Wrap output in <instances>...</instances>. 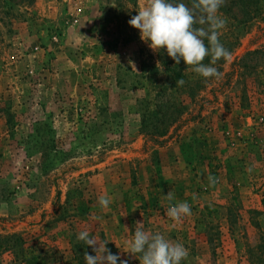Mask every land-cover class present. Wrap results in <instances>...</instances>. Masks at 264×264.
<instances>
[{"label":"rangeland","instance_id":"374dc122","mask_svg":"<svg viewBox=\"0 0 264 264\" xmlns=\"http://www.w3.org/2000/svg\"><path fill=\"white\" fill-rule=\"evenodd\" d=\"M142 2L0 0V230L45 222L36 238L12 233L0 242L21 250L30 242L48 262L78 264L72 248L89 229L113 254L140 264L125 246L139 221L188 249L181 264H255L247 251L264 242V91L240 61L264 49V0L251 3L254 19L225 0L220 42L232 58L213 65L220 79L207 80L181 59L185 84L168 95L183 114L160 137L142 134L141 122L155 117L145 110H156L171 75L163 61L172 58L128 24ZM216 124L226 161L213 157L210 186L185 164L195 151L187 155L183 131ZM169 191L191 215L167 217ZM101 195L112 198L107 209Z\"/></svg>","mask_w":264,"mask_h":264},{"label":"clouds","instance_id":"9594fccd","mask_svg":"<svg viewBox=\"0 0 264 264\" xmlns=\"http://www.w3.org/2000/svg\"><path fill=\"white\" fill-rule=\"evenodd\" d=\"M224 4L225 0H192L191 6L177 0H143L138 14L131 17L128 24L139 30L141 41L154 52L166 49L176 64L182 59L188 70L205 80L220 79L223 74L213 65L221 59L232 58V53L220 42L221 30L227 23L219 12ZM209 57L210 64H205ZM184 84L183 79L176 81L178 87ZM207 179L210 186L217 182L211 175ZM164 199L170 202L166 215L173 221L191 215L187 202L171 203L175 199L172 191L164 195ZM111 202L112 198L106 195L98 198V204L104 209ZM76 238L95 252V255L84 253L85 264H128L106 247L109 241L98 240L89 229L78 232ZM125 246L126 252L138 258L140 264H181L189 255L183 244L174 243L159 232L145 231L139 221L134 236L125 242Z\"/></svg>","mask_w":264,"mask_h":264},{"label":"trees","instance_id":"16d2710c","mask_svg":"<svg viewBox=\"0 0 264 264\" xmlns=\"http://www.w3.org/2000/svg\"><path fill=\"white\" fill-rule=\"evenodd\" d=\"M235 2L239 5L241 11H243L245 13V16H247L249 19H254V17L259 14V10L257 8H252L253 5L251 3L253 2V0H235ZM254 58H260L259 62L264 60V49L247 52L240 62L243 64L244 68L256 73V83L264 91V66L259 68V62L256 64H249V61L254 60ZM208 59H210V57ZM222 60L223 59L219 61L221 62ZM163 64L166 65L167 72L171 74L170 77H172V79L170 80L169 77L166 82L159 88V93L157 94L154 103L156 110L151 111L149 108L145 110V115L154 114L155 117L145 116L143 117L141 122V133L152 137H160L166 135L171 126H173L183 114V106H181V104L179 105L173 102V99H170V95H168L169 90H172L174 87L175 89H178V87H176L177 80L185 79V76L182 73V67L179 64H176L173 59L171 61H163ZM172 64L174 65L173 67L170 66ZM168 80L169 83H171V87L167 83ZM15 243L18 244L17 242ZM9 246H11V248H15L16 245L11 244ZM248 248L249 249L247 253L251 259H255V264H264V242L258 243L256 247L251 246ZM72 252V259L76 260L78 264H85V252L89 253L90 255H95V252L91 247L78 240H76L75 244L73 245ZM47 263L48 260H46L45 256H43L41 253L33 254L32 261L30 262V264Z\"/></svg>","mask_w":264,"mask_h":264},{"label":"crops","instance_id":"0c3cea01","mask_svg":"<svg viewBox=\"0 0 264 264\" xmlns=\"http://www.w3.org/2000/svg\"><path fill=\"white\" fill-rule=\"evenodd\" d=\"M217 124L214 125L213 129H211L209 132L203 131V132H195L194 135H191L192 130L191 128L185 127L183 131V136L185 138V143L183 144V147L186 148L187 155H192V152H194V156H190L188 159L191 160L193 163L189 165L187 162L185 163L188 167H192L196 169L198 173H200V178L203 179L210 174L208 171L211 167L213 168V164L216 161H212L213 157H220L222 159H218V161H226L223 159V156L220 152V144L218 142V131L216 130ZM194 139L195 143L192 141L191 138ZM201 137H203L201 139ZM200 147H203L202 150ZM208 152V155H207ZM216 153V154H215ZM186 155V156H187ZM221 155V156H220ZM212 156V158H210ZM240 156V155H239ZM191 157L193 159H191ZM233 164V162H232ZM184 167H186L184 165ZM38 214L34 216V218H31L29 216V219H37ZM36 222H28L23 223L21 226H17L15 228H8V229H1L0 230V237L5 238L7 235L12 233H22L23 239L27 242V237L29 238H36L40 234V229L45 224L44 221ZM122 229V228H121ZM37 245V244H36ZM34 244H31L30 242L27 243L24 247V250L18 249V248H11V246L6 245L3 241L0 242V264H30L32 261L33 254H39L40 252H36L34 248ZM67 258L61 257L58 261L48 262L47 264H67Z\"/></svg>","mask_w":264,"mask_h":264},{"label":"built area","instance_id":"2783aa9c","mask_svg":"<svg viewBox=\"0 0 264 264\" xmlns=\"http://www.w3.org/2000/svg\"><path fill=\"white\" fill-rule=\"evenodd\" d=\"M260 122H264V116L260 118Z\"/></svg>","mask_w":264,"mask_h":264}]
</instances>
